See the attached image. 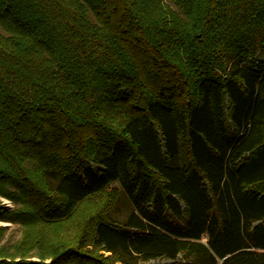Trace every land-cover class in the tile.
Instances as JSON below:
<instances>
[{"label":"trees","instance_id":"obj_1","mask_svg":"<svg viewBox=\"0 0 264 264\" xmlns=\"http://www.w3.org/2000/svg\"><path fill=\"white\" fill-rule=\"evenodd\" d=\"M0 196V264H264V0H0Z\"/></svg>","mask_w":264,"mask_h":264},{"label":"rangeland","instance_id":"obj_2","mask_svg":"<svg viewBox=\"0 0 264 264\" xmlns=\"http://www.w3.org/2000/svg\"><path fill=\"white\" fill-rule=\"evenodd\" d=\"M0 205L3 206L5 209L10 210L15 207V203L13 200L8 199L6 197L0 196ZM103 207L104 204L102 201H89L84 204H82L78 210L72 215V217L67 220L62 222L64 227L68 228V233H69V241L70 243H66L68 246H74L78 247L80 246L81 242L80 239L82 240L85 229L89 227L91 224V219L94 215H96L98 212H103ZM132 205L130 201L126 198V196L122 195L121 200L117 204V207L113 211L114 218L117 220H122L126 214L131 210ZM88 224V227L86 228ZM1 226H8L9 229L6 232L7 237L2 240L0 244H3L6 242V239L11 235V242L8 241V243H15L19 238L22 236L23 233V227L22 225H17L13 224L10 222H5L0 220V227ZM66 233L64 232V236ZM80 242V243H78ZM101 257H106L107 253L104 254H99ZM35 259H38L35 257ZM170 263L171 260L169 259H163V260H151L147 261L145 264H156V263Z\"/></svg>","mask_w":264,"mask_h":264}]
</instances>
